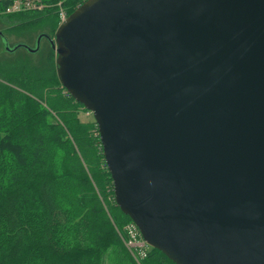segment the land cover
I'll return each instance as SVG.
<instances>
[{
	"label": "water",
	"instance_id": "water-1",
	"mask_svg": "<svg viewBox=\"0 0 264 264\" xmlns=\"http://www.w3.org/2000/svg\"><path fill=\"white\" fill-rule=\"evenodd\" d=\"M46 39L143 243L264 264V0H85Z\"/></svg>",
	"mask_w": 264,
	"mask_h": 264
},
{
	"label": "trees",
	"instance_id": "trees-1",
	"mask_svg": "<svg viewBox=\"0 0 264 264\" xmlns=\"http://www.w3.org/2000/svg\"><path fill=\"white\" fill-rule=\"evenodd\" d=\"M85 0H41L40 11L6 14L8 32L41 36L36 51L0 56V264H173L146 247L136 260L122 241L131 224L114 204L96 125L82 121V105L62 88L51 38L60 7L70 15ZM46 36V37H44ZM85 111V109L83 110ZM92 116V115H91Z\"/></svg>",
	"mask_w": 264,
	"mask_h": 264
},
{
	"label": "rangeland",
	"instance_id": "rangeland-1",
	"mask_svg": "<svg viewBox=\"0 0 264 264\" xmlns=\"http://www.w3.org/2000/svg\"><path fill=\"white\" fill-rule=\"evenodd\" d=\"M10 26L11 25H9L8 23L0 21V32H2L3 35L5 36L6 42H7L6 44H7L8 48H11L14 45L20 44V43L26 44L30 48L34 47V39H35V36L39 33V31L35 32V33H31L28 36L27 35L18 36V35H14V34H11V33L8 32V29L10 28ZM51 39H54V36L51 37ZM42 43H43V40H40V44H42ZM2 50H3V46H2V44L0 42V56L4 55V52ZM85 112H86V110L85 111H83V109L79 110L78 114L81 115L80 117H81L82 121H88V120H90L92 118L91 115L88 116L87 114H85ZM131 224H127L125 227H123L122 230H121L122 232H120V233H121V236H122L121 238H122L124 246L126 247L127 250H129L131 256H133V258L136 260L138 257H141V255L144 254V251L147 248H145V249L144 248L143 249L138 248L140 246V243H138V242H135L137 244V246H138L137 248L132 249V250H130L128 248V246L126 244V241L128 239V229L130 228ZM126 228H127V230H126ZM126 233H127V235H126ZM131 233L134 234L132 231H131ZM135 236H136L135 240H137L138 237H139L138 234L135 233ZM114 259H115V257L112 258L110 256V254L108 253L104 257V264H114Z\"/></svg>",
	"mask_w": 264,
	"mask_h": 264
},
{
	"label": "built area",
	"instance_id": "built-area-1",
	"mask_svg": "<svg viewBox=\"0 0 264 264\" xmlns=\"http://www.w3.org/2000/svg\"><path fill=\"white\" fill-rule=\"evenodd\" d=\"M6 1L10 2V5L4 11L6 14H14V13H20V12H26V11H40L41 9L45 7V5L42 4L41 0H6ZM57 6H60V4L58 3ZM57 10H58V16H59L58 23L60 24V22H63L65 19H67V15H66V12L60 7ZM85 114H87L88 116L91 115V113L88 111H86ZM131 231L134 234H132ZM135 233L138 234L139 236L137 240H135L136 238ZM135 242L140 243V246L138 247ZM143 242L144 241L141 240V237L139 235V232L136 230V227L133 224H131L130 228L128 229V239L126 241L128 248L130 250L135 249L137 247L140 249H143V248L145 249L148 246Z\"/></svg>",
	"mask_w": 264,
	"mask_h": 264
}]
</instances>
